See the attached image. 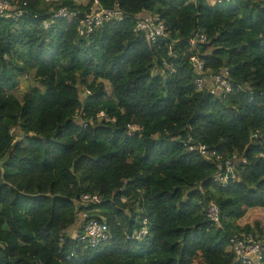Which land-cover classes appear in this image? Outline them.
<instances>
[{
	"label": "trees",
	"instance_id": "obj_1",
	"mask_svg": "<svg viewBox=\"0 0 264 264\" xmlns=\"http://www.w3.org/2000/svg\"><path fill=\"white\" fill-rule=\"evenodd\" d=\"M3 1L23 15L0 16V264H241L230 239L256 232L238 221L264 208V0ZM96 3L126 18L79 37ZM60 8L79 19L51 21ZM143 13L164 40L135 32ZM192 57L205 77L228 70L226 98L198 89ZM31 73L39 88L19 99ZM201 145L223 165L245 159L238 181L216 182V157L190 150ZM87 194L102 203L77 205ZM83 211L109 226L98 248L72 238Z\"/></svg>",
	"mask_w": 264,
	"mask_h": 264
},
{
	"label": "built area",
	"instance_id": "obj_2",
	"mask_svg": "<svg viewBox=\"0 0 264 264\" xmlns=\"http://www.w3.org/2000/svg\"><path fill=\"white\" fill-rule=\"evenodd\" d=\"M50 2L57 0H48ZM213 5L221 3L223 0H210ZM229 1V0H227ZM13 7L10 3L0 0V16H8L19 18L23 15V11H19L12 14ZM126 18L125 13L121 10L119 4H116L112 9H105L98 3L94 4L90 10L79 20V26L77 33L79 37H86L92 35L96 30L101 28L105 23L118 21L121 22ZM58 19H66L68 21L78 20V13L68 8H60L53 15L51 21ZM51 21H46L43 25L45 29L51 27ZM135 32L145 35L147 41L151 44H155L166 38V26L158 16L151 15L149 13H143L136 17ZM207 37L203 34L197 35L191 40V45L197 46L199 43H205ZM194 71L197 75L196 84L199 90L207 89L212 95H216L220 98H226L228 94L232 92L230 83V77L228 70H223L220 74L211 77H205V64L197 57L191 58ZM171 73L175 70L173 67L167 65ZM98 119H105L109 121L105 113H100ZM129 133L140 131L137 126H128ZM190 150H198L202 155L206 157H216L218 161V173L215 177V181L220 183L221 186H227L230 180L237 182L238 175L236 174L237 168L246 163L245 159L239 157L238 154L226 159L225 165H223V158L218 156L214 151H208L205 146H190ZM102 203V199L97 195H83L77 202V205L90 208L93 206H99ZM89 211H83L80 214L82 225V231L72 238L79 244L86 248L95 249L102 244L109 241L110 229L107 223L102 219H89ZM219 208L215 204H211L207 209V217L213 223L219 225ZM148 235L147 227H143L139 232L134 234L129 239L136 241L143 240ZM231 250L235 255L238 263L241 264H264V230L256 232H240L235 234L230 239Z\"/></svg>",
	"mask_w": 264,
	"mask_h": 264
},
{
	"label": "rangeland",
	"instance_id": "obj_3",
	"mask_svg": "<svg viewBox=\"0 0 264 264\" xmlns=\"http://www.w3.org/2000/svg\"><path fill=\"white\" fill-rule=\"evenodd\" d=\"M83 3L86 4L85 2ZM33 78H35L34 73H31L29 76H24V77L22 76V90L18 94L19 99H22V97L26 93H30L31 91L30 82L31 81L33 82L34 87L39 88V85L33 81ZM256 223L260 224V226H259V229H255V230H258V231L264 230V208L250 209L245 215V217L242 218L240 221H238V224L241 227L251 226L255 228ZM81 225H82V221L80 218H78L75 226L70 229V232H77L81 228Z\"/></svg>",
	"mask_w": 264,
	"mask_h": 264
},
{
	"label": "crops",
	"instance_id": "obj_4",
	"mask_svg": "<svg viewBox=\"0 0 264 264\" xmlns=\"http://www.w3.org/2000/svg\"><path fill=\"white\" fill-rule=\"evenodd\" d=\"M81 227H82V225H81ZM80 230V229H79ZM79 230L77 231V232H71L72 233V235H75V234H77L78 232H79Z\"/></svg>",
	"mask_w": 264,
	"mask_h": 264
}]
</instances>
